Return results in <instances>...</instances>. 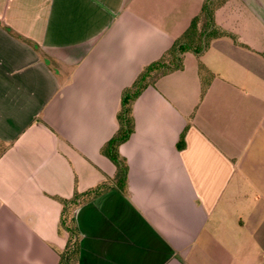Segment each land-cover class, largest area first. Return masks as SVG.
Returning <instances> with one entry per match:
<instances>
[{
    "label": "crops",
    "instance_id": "obj_1",
    "mask_svg": "<svg viewBox=\"0 0 264 264\" xmlns=\"http://www.w3.org/2000/svg\"><path fill=\"white\" fill-rule=\"evenodd\" d=\"M204 2L0 0V264H60L62 202L114 179L123 92ZM214 20L134 102L127 192L75 210L80 264H264V0Z\"/></svg>",
    "mask_w": 264,
    "mask_h": 264
},
{
    "label": "trees",
    "instance_id": "obj_2",
    "mask_svg": "<svg viewBox=\"0 0 264 264\" xmlns=\"http://www.w3.org/2000/svg\"><path fill=\"white\" fill-rule=\"evenodd\" d=\"M226 1L205 0L201 13L192 20L189 28L175 41L171 49L159 60L146 66L133 85L123 92L122 106L118 114L119 131L102 148V154L117 167L115 177L85 193L77 192L71 199L62 202L61 229L67 233L68 242L65 250L61 253L60 264H80L81 262V234L75 220V210L108 191L127 192L128 165L126 159L121 156L119 148L134 131L132 114L134 102L149 84H153L162 76L181 69L184 56L187 53H194L199 56L211 39L228 35L216 28L214 20L216 10ZM200 72L203 78L202 94L204 95L213 75L203 64L200 65Z\"/></svg>",
    "mask_w": 264,
    "mask_h": 264
}]
</instances>
